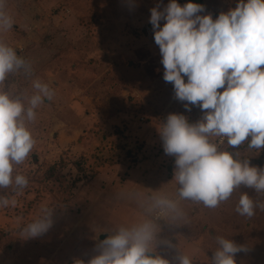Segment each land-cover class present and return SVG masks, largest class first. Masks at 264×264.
<instances>
[{"label": "rangeland", "instance_id": "obj_1", "mask_svg": "<svg viewBox=\"0 0 264 264\" xmlns=\"http://www.w3.org/2000/svg\"><path fill=\"white\" fill-rule=\"evenodd\" d=\"M190 0H177L184 6ZM200 15L235 9L240 0H191ZM170 0H0L11 17L0 28V42L12 47L25 65L9 73L0 91L29 106L33 81L53 92L21 117L35 140L26 160L14 166L28 185L0 188L15 207H0V264H88L100 252L103 234L152 225L151 248L169 264L188 256L192 264H211L217 237L247 250L236 264H264V210L251 218L236 207L247 193L264 204V191L244 185L215 208L181 198L175 156L164 151L161 129L169 114L189 123L203 119L198 105L175 96L164 80V66L150 23L151 9L163 11ZM165 20L160 21L163 27ZM187 82V77H184ZM223 91V89H218ZM220 151L264 169V150L228 145L209 137ZM123 147V149H121ZM171 201L175 207L158 204ZM51 212V227L24 238V227Z\"/></svg>", "mask_w": 264, "mask_h": 264}, {"label": "clouds", "instance_id": "obj_2", "mask_svg": "<svg viewBox=\"0 0 264 264\" xmlns=\"http://www.w3.org/2000/svg\"><path fill=\"white\" fill-rule=\"evenodd\" d=\"M203 11L202 5L191 0L184 6L170 0L163 11L151 9L150 23L162 56L164 80L173 83L176 98L187 102L186 108L198 105L206 110L196 123H189L182 114H169L161 129L165 153L175 156L179 194L215 208L241 185L264 191V169L235 159L209 140L222 137L234 148L247 140L249 148L264 150V0H240L235 9L215 20L210 14L200 15ZM162 19L166 21L163 27ZM11 27V17L0 12V28ZM24 65L12 47L0 42V83ZM33 88L36 94L27 109L21 100L0 91V188L28 185L24 175H13L14 166L23 163L35 145L21 117L26 113L28 121L35 120L34 110L53 96L39 80L33 81ZM157 203L175 207L163 199ZM16 204L14 198L0 197V207ZM257 208L264 210V204L243 193L236 212L251 218ZM51 223V212L45 209L44 215L24 227V238L45 233ZM154 239L149 223L122 227L102 241L99 254L88 264H169L151 254ZM217 244L211 264H236V254L247 250L222 236L217 237ZM177 258L179 264H192L188 256Z\"/></svg>", "mask_w": 264, "mask_h": 264}, {"label": "trees", "instance_id": "obj_3", "mask_svg": "<svg viewBox=\"0 0 264 264\" xmlns=\"http://www.w3.org/2000/svg\"><path fill=\"white\" fill-rule=\"evenodd\" d=\"M246 146L248 147V142H247ZM121 149H123V147H121ZM248 149H250L253 152L256 150V149H252V148H249V147H248ZM2 239H5L4 233L0 234V240H2Z\"/></svg>", "mask_w": 264, "mask_h": 264}, {"label": "water", "instance_id": "obj_4", "mask_svg": "<svg viewBox=\"0 0 264 264\" xmlns=\"http://www.w3.org/2000/svg\"><path fill=\"white\" fill-rule=\"evenodd\" d=\"M108 236H110V235H108V234L101 235L100 236L101 241H103L104 239H106Z\"/></svg>", "mask_w": 264, "mask_h": 264}]
</instances>
